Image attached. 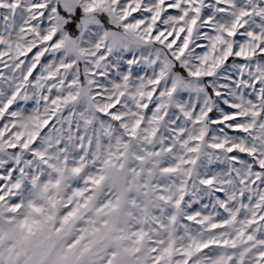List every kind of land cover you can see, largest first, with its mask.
<instances>
[{
  "label": "snow or ice",
  "instance_id": "1",
  "mask_svg": "<svg viewBox=\"0 0 264 264\" xmlns=\"http://www.w3.org/2000/svg\"><path fill=\"white\" fill-rule=\"evenodd\" d=\"M0 264H264V0H0Z\"/></svg>",
  "mask_w": 264,
  "mask_h": 264
}]
</instances>
